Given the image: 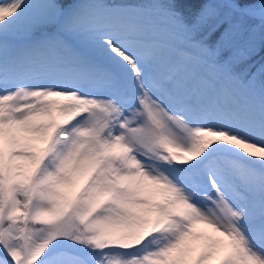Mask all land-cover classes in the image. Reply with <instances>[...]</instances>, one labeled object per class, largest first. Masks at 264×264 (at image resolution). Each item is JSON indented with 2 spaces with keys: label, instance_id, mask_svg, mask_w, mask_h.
<instances>
[{
  "label": "snow or ice",
  "instance_id": "snow-or-ice-1",
  "mask_svg": "<svg viewBox=\"0 0 264 264\" xmlns=\"http://www.w3.org/2000/svg\"><path fill=\"white\" fill-rule=\"evenodd\" d=\"M0 264H264V0H0Z\"/></svg>",
  "mask_w": 264,
  "mask_h": 264
}]
</instances>
